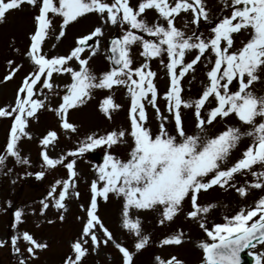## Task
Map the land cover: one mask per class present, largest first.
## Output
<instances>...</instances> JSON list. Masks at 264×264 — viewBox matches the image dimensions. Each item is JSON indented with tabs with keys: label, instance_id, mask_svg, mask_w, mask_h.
<instances>
[{
	"label": "snow or ice",
	"instance_id": "obj_1",
	"mask_svg": "<svg viewBox=\"0 0 264 264\" xmlns=\"http://www.w3.org/2000/svg\"><path fill=\"white\" fill-rule=\"evenodd\" d=\"M220 2L228 14L221 10L213 19L206 0H0V23L23 7L33 10V29L24 52L29 70L12 102L0 106V119L9 121L0 147V168H6L9 159L30 165L21 146L33 139L31 123L45 111L56 117L59 131L47 130L38 139L42 170L35 173V179L41 180L46 171L65 170L64 177L55 179L39 201V216L51 225L54 221L47 218L48 211L54 209L56 219L63 222L69 204L80 200L77 159L93 149H105L103 163L93 166L94 176L87 182L89 199L87 204H79L82 215L74 217L79 230L62 264H85L102 247L117 252L118 264H136L135 257L152 244L139 219L144 212L156 214L157 226L173 223L183 214L205 237L193 242L186 232L175 230L159 239L158 247L193 243L200 250V264H241L240 254L247 249L254 264H264V195L254 206L233 210L211 228L206 226V217L217 205L199 203L200 195L213 188H231L241 199L253 190L264 193V0ZM150 12L154 13L151 20ZM182 14L190 18L181 28L176 22ZM90 15L98 23L76 37L67 53H47L44 45L48 40L60 41L70 26ZM108 26L118 27L121 34L108 41L105 58L109 67L97 74L90 61L101 53ZM245 34L246 40L241 38ZM133 47L140 49L143 60L135 66ZM189 55L191 59H187ZM155 60L168 79L163 95L150 67ZM199 64L206 69L205 82L195 98H185L182 81ZM7 66L0 84L12 81L24 68L11 59ZM65 77L67 82L58 90L57 79ZM117 88L125 90L129 101L128 128L86 135L73 150L49 155L55 151L61 131L78 132L69 120L70 111L85 105L94 91L109 93L99 102L98 111L111 120L120 109L111 94ZM53 96L58 98L56 104L51 101ZM158 101L163 102V111ZM148 108L158 122L155 132L148 126ZM182 110L192 111V131L184 126ZM232 119L237 123L229 125L227 121ZM245 139L248 144L233 159L232 153ZM126 144L125 159L108 151ZM238 176L252 180L237 185ZM112 198L119 205V228L132 240L130 247L118 240L99 215L100 201L107 203ZM26 215L24 208L17 207L10 222L15 234L0 239V249H9L15 264H34L38 254L48 249L47 242L18 230ZM251 250L257 251L253 254ZM153 264L184 261L174 255L166 259L156 256Z\"/></svg>",
	"mask_w": 264,
	"mask_h": 264
},
{
	"label": "rangeland",
	"instance_id": "obj_2",
	"mask_svg": "<svg viewBox=\"0 0 264 264\" xmlns=\"http://www.w3.org/2000/svg\"><path fill=\"white\" fill-rule=\"evenodd\" d=\"M134 2V0H133ZM206 3L214 13L213 19L223 14L227 15L226 9L220 0H206ZM154 13L148 14V19H152ZM33 10L29 7H23L22 10L13 11L7 14L3 23H0V78H2L8 71L7 61L13 60L16 64H23L24 68L20 71L12 81L0 84V106H6L12 102L15 90L19 85L22 77L29 70L27 58L24 52L29 43L27 37L33 29ZM189 16H184L178 19L177 27H183L184 20L189 19ZM59 23V21H56ZM97 19L94 15L81 19L79 23L73 24L67 29L66 37L60 41H55L54 38L48 40L44 48L49 55H63L69 51L73 46L74 39L78 36L87 34L93 26L97 24ZM205 26L200 25V30L204 31ZM114 33H120L118 27L108 26L105 29L104 39L101 41V53L92 58L90 61L91 68L95 73H101L108 69L109 65L105 58L106 47L108 38ZM242 39H247V34ZM55 43L56 47L52 48L51 45ZM91 43V42H90ZM140 49L133 47L131 49L132 59L134 66L136 63L143 62L139 57ZM191 55L187 59H191ZM151 70L156 72L155 83L161 95L165 92L168 79L165 74V69L162 67L158 60L150 61ZM205 68L203 64L196 67L194 73H190L183 81L184 92L182 93L185 98H195L201 90L202 84L205 82ZM67 82V77L57 79V89H61ZM262 87L257 85V88ZM109 93L106 91L96 90L85 105L78 109L71 110L69 115L70 122L74 123L77 128V133L65 134L62 131L59 133L60 139L56 145L54 152H49V155L55 156L62 152L73 150L77 146L79 140L84 139L86 135L97 133L105 134L109 131L128 128V98L124 89L117 88L111 94L120 109L112 114V119L109 120L98 111L99 102L104 96ZM53 104L58 102V98L51 97ZM158 106L163 111V102L158 101ZM149 118V127L155 132L158 122L155 120L153 110L147 109ZM184 118V126L186 130H193L194 117L191 110H182ZM229 125L237 123L234 119L228 120ZM9 126L7 119H0V147L5 143L6 132ZM223 127V125H220ZM47 130H58L57 119L50 112H42L36 122L31 123L29 131L33 139L31 141H24L21 146V153L26 156L30 165L17 164L14 160L9 159L6 162V168H0V239H6L10 234H15L10 227L12 219L11 213L17 208H24L26 211L25 223L19 226V231L25 230L33 234L41 242H47L48 249L38 254V259L34 264H62L63 258L69 253V243L75 238L79 224L75 221V215H82L79 212V204H87L89 199V192L87 182L94 176L93 166H98L103 163L97 162L89 156V152L85 153L83 157L77 159L76 170L80 174L79 180V202L69 204V211L65 214V220L60 222L56 219L55 210L47 212V218L53 219L54 223L49 225L45 222V217L39 216L38 209L40 207L39 201L46 195L51 183L55 179L62 178L65 175L64 169H57L56 171H46L45 176L41 180L35 179V173L41 171V162L39 158L40 148L38 146V139L42 133ZM59 131V130H58ZM248 140H243L238 148L232 153L233 159L237 158L241 151L245 149ZM131 141L129 140L128 144ZM101 153L105 154L103 147L96 148ZM128 145L116 146L114 150H108L111 154L120 159H125ZM12 169L8 172L7 169ZM32 173L33 175H27ZM245 180L251 182L250 176H238L235 180L237 185H241ZM15 181V183H13ZM264 193L259 190H253L245 199H241L237 193L231 188L219 189L213 188L206 194H201L199 203L204 205L212 203L217 205L215 209L206 217L207 225L209 228L215 223H222L223 217L233 212L239 207L254 206V202ZM11 207H8V205ZM119 205L115 198L110 199L107 203L100 201L98 205L99 215L104 220L106 225L113 231L114 235L118 237L119 241H123L126 246L131 245L132 240L128 238L127 233H122L119 228V217L117 209ZM188 206H185V211ZM143 230L152 239V244L135 257L136 264H153V259L160 256L166 259L172 255L184 261V264H200V250L193 247V243H185L179 247H158L159 239L164 238L166 235L171 234L175 230H181L188 234V238L193 242L205 239L203 232L192 222L185 219L184 215H179L173 223L165 226H157V219L155 213L144 212L139 215ZM37 225H39L37 227ZM259 249V246H258ZM257 249V250H258ZM257 250H251L253 254ZM0 264H15L14 258L11 256L9 249H0ZM85 264H118V254L112 248H101L98 255L89 256ZM254 264V262H253Z\"/></svg>",
	"mask_w": 264,
	"mask_h": 264
},
{
	"label": "water",
	"instance_id": "obj_3",
	"mask_svg": "<svg viewBox=\"0 0 264 264\" xmlns=\"http://www.w3.org/2000/svg\"><path fill=\"white\" fill-rule=\"evenodd\" d=\"M241 264H249L250 259L243 252L240 254Z\"/></svg>",
	"mask_w": 264,
	"mask_h": 264
}]
</instances>
